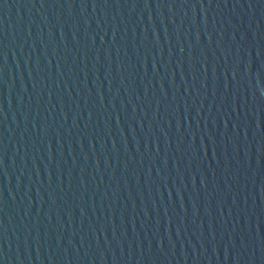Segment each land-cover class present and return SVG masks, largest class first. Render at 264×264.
<instances>
[{"label": "water", "instance_id": "obj_1", "mask_svg": "<svg viewBox=\"0 0 264 264\" xmlns=\"http://www.w3.org/2000/svg\"><path fill=\"white\" fill-rule=\"evenodd\" d=\"M0 264H16V263L0 252Z\"/></svg>", "mask_w": 264, "mask_h": 264}]
</instances>
